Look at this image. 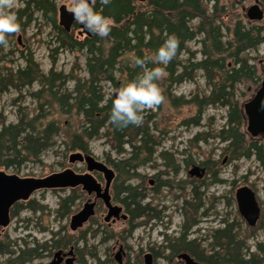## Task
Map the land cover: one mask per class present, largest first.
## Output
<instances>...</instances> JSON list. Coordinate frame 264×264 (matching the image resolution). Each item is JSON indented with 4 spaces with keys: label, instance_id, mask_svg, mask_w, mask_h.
<instances>
[{
    "label": "rangeland",
    "instance_id": "1",
    "mask_svg": "<svg viewBox=\"0 0 264 264\" xmlns=\"http://www.w3.org/2000/svg\"><path fill=\"white\" fill-rule=\"evenodd\" d=\"M26 1L14 0L13 10L18 14L25 9ZM55 3L59 22V8L66 6L68 10L71 0H55ZM255 5H259L264 13V0L243 2L235 0V4L233 0H222L220 4L222 7L227 6L224 20L228 26H233V18L236 20L237 16H240L246 25H254L264 30V19L250 22L247 18L248 10ZM210 10L212 12V7ZM222 12L220 11L221 14ZM26 18L27 16H24L21 21L19 20L21 24L19 32L8 35V45L0 46V70L5 76L0 82V131L4 126H15L22 120L28 127L32 123L33 128L36 129L43 128L48 122L55 120L63 130L54 138L50 146L44 149L39 159L27 157L26 153L16 156L13 153L7 154L6 151L0 152V172L22 178H45L66 170L85 174L87 173L85 164L71 163L70 157L75 151H71L67 146L68 127L71 126L72 131L79 130L80 119L60 115L57 105L47 97V94L44 97L38 95L42 89L38 81L21 89L7 81L10 72L15 74L18 69L26 66L24 55L32 56L44 74L53 69L74 78H88L86 53L58 49L55 30L43 19L40 12H35L34 21L24 26L27 22ZM81 26L78 23L74 31L75 37L79 40L86 38L85 34H79L83 32ZM199 40L191 42L188 46L195 53V62L202 59L200 54L202 45ZM250 56L254 58L252 64L258 67L261 81L258 84L248 82L236 87L237 98L243 109L261 88L264 79V44L257 51L251 52ZM75 84V81H70L66 85L67 90L72 92ZM6 85L8 87H5ZM211 88L208 74L203 70L196 72L193 82H185L176 87L174 85L170 89L173 96L170 95L169 88L164 87L163 102L158 106L146 108L145 112L146 117H153L149 125L154 135L160 139L161 145L156 147L158 151L152 161L139 164L134 173L138 176L129 182H125L118 165L132 156V148L125 147V152L119 155L113 148L114 143L107 136L106 131L103 137L90 142L92 155L108 164L111 161L109 166L116 171L117 177L112 191L115 204L124 206L121 200L126 194L122 193V190L128 184L138 187V194L147 195L143 206L150 204L157 211L156 220L151 218L156 212H148L146 218L137 221V223L142 222V225L133 232L126 231L129 228L128 222H120L112 226L104 222L107 211L104 205L100 204L95 218L81 232L74 234L67 229V226L72 216L89 200L88 194L81 187L40 190L28 202L18 204L11 217V224L6 228H0V264L17 263L16 246L23 245L22 239L28 243L36 241V245H42L50 242L52 235L55 241H58V237L60 240L65 238V232L68 233L70 246L76 248L77 264H118L115 256L120 245H124L127 251L123 264H145L144 255L148 252H152L155 256L154 264H178V259L174 261L169 259L171 253L166 248L168 240L179 239L186 233L189 240L197 239L200 252H204L205 255L212 254L213 232L223 228L226 221L235 223L240 236L251 247V252L255 249V243H264L263 167L255 157L249 160L241 158L231 161L229 155L225 154L227 143L215 136L228 120L227 108L219 104L205 106L202 117H199V109L195 103H182L194 101L196 97L203 100L210 94ZM105 90L108 94L116 95V89L109 83H106ZM174 100H178L177 105L174 104L176 102ZM44 114L49 115L46 118H37ZM248 127V117L244 113L243 132L248 139H251ZM12 133L15 135L16 130ZM253 139H258L264 147L263 134ZM208 162L209 166L216 163L215 168L210 169L203 165ZM195 164L207 170L203 179L190 177L189 172ZM215 171H217L216 176ZM94 175L104 183L102 174L94 173ZM244 186L256 192L261 205V220L255 228L247 225L238 210L236 192ZM74 193L77 197L76 203L70 209L62 208L63 201ZM195 195L201 197L204 204L199 213H196L194 207L190 208L184 203L185 201L194 203ZM197 218L199 222L193 226ZM3 251H7V254L1 253ZM11 252L14 254H9ZM49 259V255L44 254L42 258L31 264H48Z\"/></svg>",
    "mask_w": 264,
    "mask_h": 264
},
{
    "label": "trees",
    "instance_id": "2",
    "mask_svg": "<svg viewBox=\"0 0 264 264\" xmlns=\"http://www.w3.org/2000/svg\"><path fill=\"white\" fill-rule=\"evenodd\" d=\"M221 1L111 0L109 4L104 5L102 0H97L96 8L98 10L102 8L103 13L113 19L112 30L107 37L93 34L79 40L74 33L77 21L70 32H66L60 26L55 0H27L25 9L18 13L19 20L27 16L24 26L30 25L34 21L35 12H40L43 19L55 30L58 49L86 53L88 78H74L53 69L44 74L32 56L24 55L26 66L18 69L15 74L10 72L7 82L21 89L38 81L42 86L38 95L44 97L47 94V97L57 105L60 115L80 119L79 130L72 131V127H68L67 146L71 151L92 155L90 142L103 137L104 131L114 143L113 148L119 155L125 152V147H131L132 156L118 165L125 182H129L138 176L134 173L139 164L152 161L158 151L156 147H159L161 142L151 130L149 123L153 117L145 116L146 109L143 122L139 126L117 128L112 124L110 109L115 95L108 94L105 85L109 83L117 89L126 81L135 78L143 69L133 65L132 56L154 54L168 35L175 34L180 40V46L176 57L166 66L167 76L158 81L161 88L167 87L170 90L174 85L176 87L185 82H193L196 72L206 71L209 85L212 87L210 94L203 100L196 97L194 101L182 103H195L199 109V117H202L205 106L219 104L227 108L228 120L215 136L227 143L225 154L229 155L231 161L255 157L264 170L263 143L258 139H248L243 132L245 112L238 101L236 88L248 82L258 84L261 81L258 67L252 64L254 58L250 53L257 51L264 44V30L254 25H246L240 16H237L236 20L233 18V26H228L224 20L227 6H220ZM210 7L213 9L212 12ZM220 11H223L222 14ZM197 39H200L202 45L200 52L202 59L195 62V53L188 46ZM185 55L187 57H184ZM146 66L154 65L149 63ZM4 77L0 70V82ZM70 81L76 83L72 92L66 88ZM170 95L173 96L172 92ZM174 101L177 105L178 100ZM48 115H39L37 118H46ZM200 119L202 121V118ZM29 125L30 127L25 125L22 120L15 126H4L0 131V152L6 151L7 154L13 153L16 156L26 153L27 157L39 159L44 149L50 146L63 130L55 120L48 122L43 128H33L32 123ZM13 130H16L15 135L12 133ZM110 164L111 161L108 166ZM203 165L210 169L215 168L209 166V162ZM109 168L116 172L110 166ZM131 173L135 176L130 175ZM214 175H217V171ZM138 190V187L128 184L122 190L126 196L121 202L134 219L147 217L148 212H156V215L152 214L151 217L156 220L157 211L150 204L143 206L147 195L138 194ZM193 200L194 203L188 201L184 203L190 208L194 207L196 213H199L204 206L202 199L195 195ZM76 201L74 193L63 201L62 208L70 209ZM198 222L197 218L193 226ZM212 239V254L207 255L198 250L197 239L189 240L186 233L179 239H170L166 245L171 253L169 259L174 261L180 254L187 253L205 264H264V243H255V249L251 252V247L240 236L234 222L226 221L223 228L213 232ZM1 253L6 254L7 251Z\"/></svg>",
    "mask_w": 264,
    "mask_h": 264
},
{
    "label": "clouds",
    "instance_id": "3",
    "mask_svg": "<svg viewBox=\"0 0 264 264\" xmlns=\"http://www.w3.org/2000/svg\"><path fill=\"white\" fill-rule=\"evenodd\" d=\"M111 0H102L107 5ZM97 0H71L68 11L75 21L87 31L100 37L109 36L113 19L96 8ZM14 0H0V46H7L8 35L21 30L18 14L14 11ZM180 40L175 34L168 35L154 54L143 57L133 55L131 62L143 70L135 78L126 81L115 90L110 120L117 128L139 126L143 122L144 110L160 105L164 100L163 89L158 81L167 76L166 66L177 55ZM151 63L153 67H147Z\"/></svg>",
    "mask_w": 264,
    "mask_h": 264
},
{
    "label": "water",
    "instance_id": "4",
    "mask_svg": "<svg viewBox=\"0 0 264 264\" xmlns=\"http://www.w3.org/2000/svg\"><path fill=\"white\" fill-rule=\"evenodd\" d=\"M138 1L145 2L146 0ZM59 12L60 25L63 26L67 32H70L74 23L76 22L73 14L67 10L66 6H61L59 8ZM247 18L250 22L262 21L264 19V13L259 5H255L248 10ZM81 28L83 29V33L86 36L92 35V33L87 31V29H85L83 25L81 26ZM244 109L249 121V134L253 137H258L261 134L264 135V79L261 88L252 98V100H250L244 105ZM70 161L72 163L85 164L88 173L84 175H78L75 174V172L72 170H67L63 173L52 175L43 180L32 179L28 181L29 183L26 185V188L41 189L44 187H75L76 185H84L91 192L97 189L96 181L92 176V173L100 172L105 175L108 185L104 191H102L100 188L98 189L99 197L105 202L107 206H110L109 183L111 182V180H113L115 176L114 172L109 169L103 162L97 160L92 155L75 153L71 156ZM190 175L193 177H202L203 170L200 167H194L191 170ZM69 176L74 180H68ZM24 192L26 191L23 189H18V187L16 186V182L8 180V177H6L5 173H0V210H2L4 206L10 204L13 199L17 200L19 197H25ZM236 202L241 217L245 220V222L250 228H255L261 219L262 210L254 191L248 186L239 188L236 192ZM92 206L93 205L91 204L86 205L84 210L78 216L74 217L73 223L83 221L89 216H91ZM120 213L121 208L111 207L107 220L111 219L113 216L119 218ZM71 255H73V250L71 252ZM145 259L146 264H153L151 255H147ZM179 259L181 261H184L185 264H204L195 261L187 253L181 254L179 256ZM68 264H74L73 257L69 259Z\"/></svg>",
    "mask_w": 264,
    "mask_h": 264
},
{
    "label": "flooded vegetation",
    "instance_id": "5",
    "mask_svg": "<svg viewBox=\"0 0 264 264\" xmlns=\"http://www.w3.org/2000/svg\"><path fill=\"white\" fill-rule=\"evenodd\" d=\"M102 162L107 167H109L106 162H104V161H102ZM214 165H216V163H213V166ZM194 167H200L203 170V176L202 177H198V179H203L204 176H206V174H207V170L202 168L200 165H196V164L193 165V168ZM190 172H189V174H190ZM61 173H63V172H61ZM95 173L103 175L104 183L100 182L96 178V176L94 174H92V176L94 177V179L96 181L97 189H95V191H91V192L84 185H76L75 187H72V186L71 187H52V188L44 187V188H41V189H27L26 185L29 183L28 181H30L32 179H35V180L42 179L43 180V179H46V178H48L50 176L45 177V178H22V177H20L18 175H8V174H6V177H8V180L16 182V186L18 187V189H23L26 192H24L25 197H19L17 200L13 199L10 204L4 206L3 209L0 210V228L8 227L11 224V217H12L13 213L15 212L14 211L15 207L18 204L28 202L37 191H40V190H53V189H67V188L68 189H76L78 187H81L82 190L84 192H86L90 198L84 204L83 208L78 213H76L75 215L72 216V218L70 220V223L67 226L68 227L67 229H69L74 234H76L78 232H81L86 227V225L91 220H93L95 218V216L97 215V212H98V208L100 207V204H103L105 209H106V211H107L106 212L107 215L104 217V222L106 224H108L109 226H112V225H115V224L120 223V222H123V223H127L128 222L129 228L126 231L133 232V230L135 228H137L138 226L142 225V222L137 223V221L139 219L146 218V217L143 216V217H139L137 219H134L130 215V213L127 212L126 207H124L125 205L122 206V205L115 204L114 196L112 194V191H113V187H114V181L116 180V177H117L116 172L114 173L115 176H114L113 180H111V182L109 183L110 206H107L105 204V202L99 197V190L98 189L100 188L102 191H104L106 189L107 185H108V182H107L106 177H105V175L103 173H100V172H95ZM75 174L84 175V174H79V173H76V172H75ZM190 177L193 178V176H191V175H190ZM69 179H71V181L74 180L70 176L68 177V180ZM152 184H154V181L152 182ZM254 193L256 194L255 191H254ZM256 197H257V195H256ZM257 200H258V198H257ZM258 202H259V200H258ZM89 204L93 205L91 207L92 215L89 216L87 219H85L83 221H78L77 223L76 222L73 223L74 217L78 216L84 210L86 205H89ZM259 205H260V202H259ZM111 207H119V208H121V213H120V217L119 218H116L115 216H113L111 219L107 220V217H108V214L110 212V208ZM260 207H261V205H260ZM56 236H59V234H56ZM64 237L65 238H63L61 240L58 237V241H55L54 240V236L52 235L51 241L50 242H45L46 244H42V245H36V241H33L32 243L31 242L28 243L25 239H22L21 242H22L23 245L22 246L20 245L19 247L16 246L17 247V254H18V257H17L18 261L15 264H31L33 261H36V260L42 258L44 254H48L49 255L50 259H49L48 264H68L69 259H71L72 257L74 258V264H77L78 255H77V252H76V248H75V246H70L69 236H68L67 232H65ZM27 247H30V248H27ZM72 250H73V255H71ZM23 252H27V253L24 254ZM12 253L13 252H11L9 254H12ZM147 255H151L152 263L154 264L155 256L153 255L152 252H148V253H146L144 255V263L146 264L145 257ZM125 256H127V251L125 250L124 245H120L119 251L117 252V254L115 256L116 262H118V264H123ZM179 256L177 258L178 261L182 262L183 264H185L184 261H181L179 259ZM193 259L195 261H197L195 258H193ZM197 262H199V261H197ZM200 263H203V262H200Z\"/></svg>",
    "mask_w": 264,
    "mask_h": 264
},
{
    "label": "bare ground",
    "instance_id": "6",
    "mask_svg": "<svg viewBox=\"0 0 264 264\" xmlns=\"http://www.w3.org/2000/svg\"><path fill=\"white\" fill-rule=\"evenodd\" d=\"M139 2H140V1H139ZM59 24H60V22H59ZM60 26H61V25H60ZM61 27H63V26H61ZM63 28H64V27H63ZM64 30H65V28H64ZM65 31H66V30H65ZM66 32H67V31H66ZM79 34H80V35H83L84 33H83V32H80ZM92 35H93V33H92ZM92 35H91V36H92ZM88 37H90V36H88Z\"/></svg>",
    "mask_w": 264,
    "mask_h": 264
}]
</instances>
